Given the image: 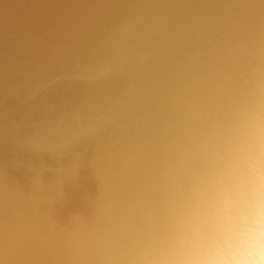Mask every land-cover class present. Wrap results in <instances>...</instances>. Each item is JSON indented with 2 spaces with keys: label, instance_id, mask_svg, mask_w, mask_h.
I'll use <instances>...</instances> for the list:
<instances>
[{
  "label": "bare ground",
  "instance_id": "obj_1",
  "mask_svg": "<svg viewBox=\"0 0 264 264\" xmlns=\"http://www.w3.org/2000/svg\"><path fill=\"white\" fill-rule=\"evenodd\" d=\"M264 164V0H0V264H204Z\"/></svg>",
  "mask_w": 264,
  "mask_h": 264
},
{
  "label": "clouds",
  "instance_id": "obj_2",
  "mask_svg": "<svg viewBox=\"0 0 264 264\" xmlns=\"http://www.w3.org/2000/svg\"><path fill=\"white\" fill-rule=\"evenodd\" d=\"M209 237L204 264H264V164L222 203Z\"/></svg>",
  "mask_w": 264,
  "mask_h": 264
}]
</instances>
